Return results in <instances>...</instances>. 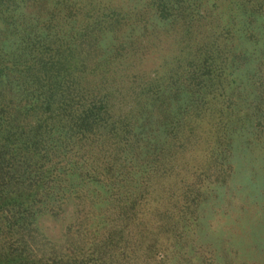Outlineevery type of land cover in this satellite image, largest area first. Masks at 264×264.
<instances>
[{"label":"trees","instance_id":"trees-1","mask_svg":"<svg viewBox=\"0 0 264 264\" xmlns=\"http://www.w3.org/2000/svg\"><path fill=\"white\" fill-rule=\"evenodd\" d=\"M257 22L264 0H0V264H236L198 218L234 135L264 143ZM70 196L57 244L36 220Z\"/></svg>","mask_w":264,"mask_h":264},{"label":"rangeland","instance_id":"rangeland-1","mask_svg":"<svg viewBox=\"0 0 264 264\" xmlns=\"http://www.w3.org/2000/svg\"><path fill=\"white\" fill-rule=\"evenodd\" d=\"M109 1L124 9H133L141 0ZM258 23L253 26L254 36L264 45V23L259 31ZM130 28L125 26L123 30ZM249 135L247 130L234 135V172L227 185L214 187L204 197L197 237L198 241L215 248L218 260L264 264V143H256ZM63 205L65 210L59 217L43 212L36 220L46 238L57 244L64 241L65 228L73 220L74 197L70 196Z\"/></svg>","mask_w":264,"mask_h":264}]
</instances>
